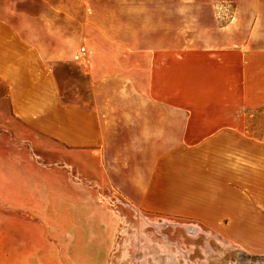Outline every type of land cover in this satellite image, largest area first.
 <instances>
[{
  "label": "crops",
  "instance_id": "1",
  "mask_svg": "<svg viewBox=\"0 0 264 264\" xmlns=\"http://www.w3.org/2000/svg\"><path fill=\"white\" fill-rule=\"evenodd\" d=\"M234 1L0 0L3 124L63 147L0 139V264H107L105 195L264 254V0Z\"/></svg>",
  "mask_w": 264,
  "mask_h": 264
},
{
  "label": "rangeland",
  "instance_id": "2",
  "mask_svg": "<svg viewBox=\"0 0 264 264\" xmlns=\"http://www.w3.org/2000/svg\"><path fill=\"white\" fill-rule=\"evenodd\" d=\"M213 10L217 25L224 26L235 17L236 3L234 0H215ZM79 72V69L69 67L58 69L63 99L80 101ZM2 119L0 114V139L7 142L15 135L20 137L31 154L44 162L49 158L57 159L58 151H63L62 146L53 142L33 139L18 126L4 125ZM49 148L57 150L49 153ZM103 200L104 206L110 209L106 213L114 221L112 228H105V236L110 240L107 264H264V254L245 252L199 222L140 212L112 195H105Z\"/></svg>",
  "mask_w": 264,
  "mask_h": 264
},
{
  "label": "built area",
  "instance_id": "3",
  "mask_svg": "<svg viewBox=\"0 0 264 264\" xmlns=\"http://www.w3.org/2000/svg\"><path fill=\"white\" fill-rule=\"evenodd\" d=\"M81 50H82V51H84V49H83V48H81Z\"/></svg>",
  "mask_w": 264,
  "mask_h": 264
}]
</instances>
